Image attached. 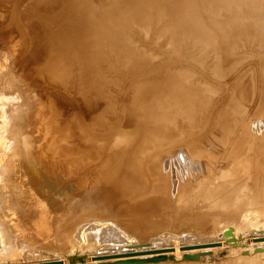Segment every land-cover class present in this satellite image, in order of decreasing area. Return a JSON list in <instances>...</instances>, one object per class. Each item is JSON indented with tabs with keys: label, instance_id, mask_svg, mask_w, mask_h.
<instances>
[{
	"label": "rangeland",
	"instance_id": "obj_1",
	"mask_svg": "<svg viewBox=\"0 0 264 264\" xmlns=\"http://www.w3.org/2000/svg\"><path fill=\"white\" fill-rule=\"evenodd\" d=\"M30 1L0 0V197L3 196L0 198V201L3 200L0 202L1 203L0 223L1 222L3 223L0 224L1 226L0 236L2 235L1 237L3 238L2 239L0 237V257L1 258L6 257L7 256L6 251L10 250V248H11L10 251H13V253L11 254L16 256L14 259L11 258V260L10 258H4V260L0 261L3 262L1 264H32V263L38 264L42 262L45 263V262H53V261H61L58 264H97L96 261L93 260V255L95 256L96 254H100L102 251H103L102 253H106L107 248L105 247L109 248L111 246H117V245L122 246L124 245V243L117 244V242L116 243L113 242L114 244H112V242H109L110 238L108 239L105 238V240L107 239L106 241L108 242L103 241L104 243L102 244L100 243V241L98 242L100 231L98 232L97 230L90 229L87 232H89L93 244L92 246L89 245L86 246L85 243H79L77 241L78 236L76 238L75 234H77L80 227L84 225L88 224L87 226H89L91 223H92L91 225H93V224L101 223L103 221H106V224L108 223V226H113V228L117 229V231L119 232H120V230H118L119 227H126L127 229H124L125 232H123L122 234L123 237L125 235L127 236L129 235L130 239L132 238L133 239L136 238V240L139 239L138 241L141 242L140 244L149 243L150 246H148V248H150L152 245L153 246L155 245L157 247L159 245H162V243L165 244V247H173V249H171L172 250L171 252L167 251L168 253H165V254H171L173 256L172 260L166 259L159 262H149V263H141V264H185V263L225 264L226 262H230L231 260L239 259V258L243 260L245 259H249L250 261L252 260L253 264L254 263L264 264V251L254 252L253 250L255 248L254 245L264 246V240H259L257 242H253L252 240L253 237L257 235L259 236L261 235L260 236L261 238L264 237V215H263L264 208L260 207L261 209L260 208L244 209L243 212L245 213L244 216L251 215L252 217L259 219L258 221L260 223L258 225L255 224L251 225L250 222H247L246 223L247 227L245 226L242 229L237 230V234L231 233L230 235L226 236V238L216 239L219 242V244L216 246L205 247L206 249L197 248V249H186L185 251H182L180 249V246L182 244L193 245L191 243L205 242V240L208 238L210 240H206V241H212L211 238L213 239L217 238V236L220 234L218 230L220 231L222 229L224 230L226 227H230L233 230L235 226L237 228V225L236 223L233 222H226V221H220L218 223L216 222L217 231L212 233L203 232L202 234L193 227H191L192 230L190 229V227H188L189 229L188 228L176 229L175 227L172 226L173 223H175V221L172 223V225L170 224H168L167 226L163 225V223L160 221L161 217L158 216V211L160 209L158 206H152L150 208H140V207L133 208L130 206V208H128V205H130V203L133 200L125 196L123 197L122 195L119 196L117 195V198L114 197V201H113L110 192H108V187H106L105 189L101 185L95 183L84 184L82 182H78L76 188L74 189V194L67 193V195L58 197L56 195L57 192L54 193L55 191L50 189L49 185L46 183V180H42L41 182L38 181V183L33 181L34 173L32 172V169L36 168L38 161L43 160L44 157L45 159L55 161L56 159L63 157V154L67 152L66 147L59 140V138L61 137V136L59 137V135L55 136V137H59L58 138L59 142L58 141L56 142L61 144L59 145L56 143L57 145H55L54 142L52 141L55 147L49 146L48 141L50 140L48 138H50L49 136L52 137L54 135L51 131L52 123L51 120L49 119L50 113L51 115L54 114L53 116L61 124L63 123L64 125L77 120L82 122L83 126L90 125V123L82 119L81 116H74V117L71 116V118L70 117L68 118L66 115L63 114L62 116L61 113L57 111L56 105L47 97L48 89L45 88V86H47V82L50 87L52 85L50 84L51 79L52 80L54 79V81H56L54 83L56 84L57 82L59 83V85L57 84L58 89L59 88L68 89L67 86H69V82L74 79L79 80L81 83L85 85V83L89 84L90 80L92 81L95 80V82H98L102 78L101 81L104 80L103 82H107L108 84L111 83L110 85L111 87L112 86L114 87L115 85L113 89H109L110 91L108 94L105 91H102L98 94L99 96L98 95L96 96V100L93 108V110H95L96 113L92 111L93 115L95 114L97 118L104 121L106 119L108 120L110 119L109 121L106 120V122L111 123L115 119V117L120 116L118 113H115V111H111L110 114V109L112 108L110 105L111 103H114L112 101V98L116 96L117 103H119L120 101H118V98L124 94H128L129 91H126L125 93V84L127 83V81L130 80L133 82L141 81L150 76V78L156 81L165 80V82L161 85L164 91L166 92L175 91L176 88H173L174 86L170 84L169 81L166 79L171 78V76L173 75L181 76L186 73L181 71L163 72L162 70L163 68H169L171 71L178 69L180 70L181 68L188 65V60L185 57L178 56L176 54V52L174 51L175 48L174 45L176 46V44H178L180 40H184L186 35L189 33H204V35L205 33L207 34L208 33L207 24H212L214 22L213 20H215L214 18H218V14L215 11V9L213 10L212 6L208 5L207 3L206 4L203 3L202 0H185V1L163 0L164 2L162 0H155L157 6L154 5L155 2L152 0H149V2L147 0H146L147 2H145L144 0L142 1L140 0H48V1L35 0L33 2ZM160 1H161V5L159 4ZM143 2L144 5L146 3L147 5V6L145 5L146 7L150 8L152 4V6H154L155 8L154 10L152 6L150 8L153 13V16L151 17L150 20L151 23L150 22L145 23L143 20L140 19L138 20L136 18L137 15L131 8V6L136 3L139 5H143ZM176 2H178V4ZM155 6L158 7V9ZM176 7H178V11L179 10L181 11L183 9L186 11L184 10H183L184 12L179 11L180 14L179 15L178 11L176 13V9H177ZM239 8L240 7L238 6H235V9L233 8V6L229 8V13L233 16V20L235 21V19L236 20L238 19L240 23L242 22L243 24L246 23L245 28L255 30L256 27L254 28V22L252 20L256 16L253 15L254 17L252 19L251 18L252 12L250 10L247 12L248 9L245 8L246 9L245 12L244 8L242 9ZM39 11L41 13L40 15L41 18H38L40 14ZM22 12L26 14L28 13V15L22 16L23 14ZM157 13L158 16H156ZM243 13L244 15H242ZM21 16L25 17V20L22 19L23 20L22 21ZM33 17L37 18V20L34 19ZM245 19L247 20V22ZM40 20L42 24L40 23ZM229 20L231 21L232 19ZM72 24L74 25L73 28H72ZM70 27L72 29H70ZM63 29L65 30L63 31ZM174 29L176 32L174 31ZM30 30L33 32L29 33ZM65 31L67 33H65ZM69 31L71 32V34ZM63 32L64 34H62ZM253 32H254L253 36L256 39V41L260 36L259 41L262 40L264 43V36L258 33L257 30ZM145 33L148 35L144 36ZM43 36H45L46 39ZM63 37H65L64 44L67 45L66 52H64L63 55L57 54L56 58L51 57V59L53 58V60L51 61L50 58H47L45 56V48L46 46L48 48V45L50 48L51 44L53 46V41L51 43L50 39H53L54 42L56 43L55 39L58 38L57 43H59V45H62L60 44V42L63 43L62 40ZM210 37L211 36L207 35L206 37H204L203 41H197L196 45H200V46L207 45V47L209 48L213 47V49H217V51L208 49V52L211 55V57L217 60L219 64H221L224 67L226 65L228 72L234 71L233 69H235V67H231V66L233 64H237V66L239 67L238 70H236L239 74L238 79L244 78L245 80H248L249 78H251L255 81L262 80L263 71L261 69L260 54L259 55L258 53L255 54L256 51L252 49V46L251 47L242 46L241 48L238 49L239 51L237 50V56H240L239 57L240 60L234 59L228 62V60H220L222 54L218 50H220L221 47L223 48V46L225 45L228 46L230 42L223 41L222 44L221 42H216L221 44V45H217L215 43H212L213 41L210 39ZM150 38H152V40ZM43 39H45L46 42ZM47 39L49 40L50 43L48 42ZM147 41L148 43H146ZM163 41H165V43H163ZM157 44L160 46L162 45L163 47L161 46V48H159ZM134 52L137 54V56L132 55ZM249 53L250 55L248 56L247 54ZM19 57L20 58L22 57V59H20ZM45 59L47 61V66L50 68L51 71L50 70H48V72L46 71L47 74L46 73L40 75L38 74L39 77L36 73H34L37 75V77L35 78L36 75L33 74L31 66H33L34 63L35 64H37L36 62L40 63ZM46 61H44L45 64ZM226 61L228 65L226 64ZM29 62L31 63V65L29 66L31 70L28 67V65L30 64ZM51 63L53 64L51 65ZM120 63H125L131 66L137 63H142L144 67L140 68L142 65L140 67L133 66L134 68L132 70H128L127 73L126 72L123 73L121 68L119 67ZM58 64H60V66ZM113 65H117V68L112 69L111 67ZM149 65L154 70L150 73L147 72L146 74L144 70L147 69ZM257 67L259 70L257 69ZM85 68L94 70L93 73H95L96 71V74L94 75L92 73V76H89L88 72L85 71ZM56 69H58L59 71ZM54 70L59 73H56ZM255 70L258 73L255 72ZM64 71L65 74L67 73L66 75L63 73ZM30 73L34 75L35 79L32 77ZM49 73H51V75ZM55 73L57 75L59 74V76H57ZM60 73H63V75ZM98 73L100 74L98 75ZM29 74L34 80L29 77ZM55 75L57 77H55ZM103 75H105L106 78L103 79ZM216 76L217 74H211V75H206L204 77H199V76L196 77V73H192L191 77L193 80V87L201 88V90L198 91L199 92L198 94H202L205 96L214 94L215 90L218 89V85L216 82H212L211 78H215ZM65 77L67 79H65L66 81H63ZM57 78L61 80L59 81ZM105 79L107 80L105 81ZM64 82H66L65 84H67V86L61 84ZM85 87L86 85L84 86V88ZM84 90L85 89H83L82 86L79 91L80 95L77 93V95L75 96L77 98L81 97V94L83 93ZM227 97L229 98V95H227L226 98ZM48 101L51 102L49 103ZM84 101L85 102H83V104L87 105L86 102L87 100L84 99ZM106 101H108V104H105ZM71 102L73 101H71L70 99L69 103L72 106L73 104ZM42 103L44 106L42 105ZM194 103H195V99L194 97H192L190 99V105ZM252 104L253 103L249 104L247 102H242L240 106L235 108L233 113L235 115L237 113L243 112L245 115H247L245 117L247 118L246 121L248 120L249 131L251 130L250 131L252 132L251 134L255 133L254 135L256 137L261 138L262 133L264 134V106L259 107L260 109L258 110L257 109L258 106ZM53 107H55L56 109ZM105 108L108 109L107 111L108 115H106L107 116L106 118L104 117L102 112V109L104 110ZM252 108L254 109L253 112L250 111L252 110ZM53 109H55L57 113H55ZM247 111H249V115L247 114ZM256 111L257 113H255ZM250 113H253V115L251 114L250 116ZM44 118L50 122L47 123V121L44 120ZM193 119H198V116L193 117ZM40 120H42L43 123ZM45 123L48 125H46ZM45 125L48 128L50 126L49 130ZM38 129L40 131H38ZM45 129L48 131H46ZM50 131L52 135L49 134ZM38 132H39V136L36 135ZM41 132H44L42 133L44 134V136L42 135L43 136L42 138L40 136ZM203 132L205 131L197 130L195 132V135L196 136L200 134L202 135ZM222 135H223L222 132L217 128L215 130L208 131L198 143V151L209 153L210 155L214 156L216 162L215 160L211 162L207 156L205 157L202 155H193L188 153L184 144L183 145L178 144L179 146H175L174 148H172V146L170 145L163 148L165 149L164 152L172 148L169 152L164 153L162 155L163 157L161 156L166 164V169L163 170L162 168L161 176L163 178L169 176L171 179L170 182L172 183L170 184L169 179L166 181L168 184L165 182L167 184L166 187L168 186L169 187L167 188V190H165L164 193V195H167L168 197L169 200L168 203L171 205L172 211H178L180 209L175 206L176 204L175 197H177V195L175 194L179 193L182 185L188 183L195 185L196 187L198 184L199 185H202V183L204 184L203 181L206 178L213 179L214 176H216L217 174H221L222 172H224L226 167V160L225 158L223 159V157L221 156L220 154L221 148L219 146V140L222 137ZM55 137L53 136L52 138ZM262 138H264V136H262ZM41 139H44V141H46L47 139L48 145L47 142L45 145H41L42 144L40 143ZM52 142L50 141V143ZM46 145L49 146L47 149L51 147L50 148L51 150H47L45 148ZM56 149L58 150L56 151ZM53 151L54 154L56 153V155L53 154ZM162 158H160V160H162ZM19 162H21L20 165H18ZM12 164L13 166L9 168L8 165L10 166ZM167 164L169 166H167ZM19 166L23 168L21 169ZM16 168L18 173L17 177H19V180L17 181L15 179L13 180V177L11 176L12 172H14L13 170L16 171ZM244 172L246 171L244 170ZM244 172L243 174H246ZM8 175L10 178L8 177ZM67 175H69L67 172L61 171L62 177L63 176L67 177ZM27 179L29 181H32L34 184L32 191H31V187L27 186ZM76 180H79V177H76ZM37 184H39V186ZM44 184L45 185L47 184L46 187H48V189L44 187L45 186ZM171 189H174V191H172ZM47 190L52 192L51 193L46 192ZM15 192L19 193V195ZM10 195L11 197H9ZM51 195H53L54 197ZM14 198L16 199V202ZM58 202L59 204L65 206L62 208L63 212L65 211L72 212L74 210L72 207L84 206L88 209H92L96 211H99L100 209L102 215L97 216L98 214L96 215L92 214L94 217L86 219L84 218L85 217L84 214H86L85 211L81 213L80 216H78V219L75 218L72 220V218L67 217L65 226L63 223H60L61 227L57 225V227H59L56 230L57 235L56 234L54 235V238L55 236H57L56 239L54 238L50 239L47 237L44 238V240L39 239L33 235L34 229L33 230L30 228H27V230L22 229L21 227L22 223H28L29 221L36 220L37 218L36 213L43 210L44 208L47 210L50 208L49 209L50 213H52L54 209H60L62 206H60ZM14 203H16L17 205H15ZM251 205H254V203L247 204L246 206L251 207ZM12 209L15 210L13 211ZM103 211L104 214L102 213ZM32 214H34V217L32 216ZM38 219L39 222L37 221V224L39 223L40 225L43 226V224L40 222L39 217ZM68 222H70L71 225ZM223 222L224 224L226 223V225H224ZM5 224L7 226H5ZM12 224L13 225L16 224V225L13 226ZM38 225L36 227H38ZM10 226L12 233L9 230ZM68 226L71 228L70 237H67L64 231V229ZM17 229L20 231H18ZM38 229H40V227H38ZM108 231L110 232L111 229L107 230L106 234L105 233L103 234L108 235L107 234ZM113 231L114 230H112L110 232L111 234L110 233L109 234L112 235L116 230L114 232ZM242 231L243 232L246 231L244 235L242 234L243 233ZM215 234H217L216 237H213L215 236ZM241 234L243 236H241ZM198 237L200 238L205 237L204 238L205 240L202 238L201 241V239ZM58 238H60V241ZM156 238H161V240L160 241L156 240ZM181 238L184 240V242ZM196 238H198L199 240L197 239L198 240L197 241ZM53 240H55L56 243L53 242ZM176 240H178V244ZM52 242L54 243V245H52ZM175 242L178 246L176 244H173ZM174 246L177 247L176 248L177 250L174 249ZM95 248L96 249L100 248V249L96 250ZM14 249L16 252L14 251ZM204 250H206L207 253L201 254L198 259L188 260L182 258V254L184 252L193 253V252H202ZM245 250H248L249 254H244L243 252ZM67 251H69L70 253ZM89 251H91L92 253ZM6 259L9 260L6 261ZM30 259H32V261H29ZM104 264H109V263H104ZM125 264H136V263H125Z\"/></svg>",
	"mask_w": 264,
	"mask_h": 264
},
{
	"label": "bare ground",
	"instance_id": "obj_2",
	"mask_svg": "<svg viewBox=\"0 0 264 264\" xmlns=\"http://www.w3.org/2000/svg\"><path fill=\"white\" fill-rule=\"evenodd\" d=\"M33 1H35V0H31L30 2H33ZM140 1H142V0H140ZM144 1L149 2V0H147V1L144 0ZM152 1H154L155 2L154 5H156V1L155 0H152ZM202 2L205 4L207 3L208 5L212 6L213 10L215 9V11L217 12L218 18H214L215 20H213L214 22L212 24H207L208 25V27H207L208 33L207 34L205 33V35H204V33H189L186 35L184 40H180L178 42V44H176V46L174 45V47H175L174 51L176 52V54L178 56H183L188 60V65L181 68L180 70L178 69V70L171 71L169 68H163V70H162L163 72L181 71V72L186 73V74H183L181 76L180 75H173V76H171V78L166 79L169 81L170 84H172L174 86L173 88H176L175 91H171V92L164 91L162 89L161 85L165 82V80L156 81V80L150 78V76L141 80V81H136V82H133L131 80L127 81V83L125 84V93H126V91H129L128 94H124L121 97H119L118 98V101H120L119 103H117L116 96H114V98H112V101L114 103H111V105H110L112 107L110 109V114H111V111H115V113H118L120 116L115 117V119L112 122L110 121L111 123H109V122H106V120H108V119H106L104 121V120L97 118L95 114L93 115L92 111L95 112V110H93V108H94L96 96L102 91H105L108 94L110 91L109 89H113L115 87V85H114V87L113 86L111 87L110 86L111 83L108 84L107 82H103L104 80L101 81L102 80L101 77H99V78H101V80H99L98 82H95V80L94 81L90 80L89 84L85 83V85H86L85 88H84L85 85L77 79L70 81L69 86H67V84H65L66 82L61 83L63 85H66L68 88V89L62 88L63 90L60 88L59 89L57 88V84L59 85V83L58 82H57V84L54 83V82H56V81H54V79L53 80L51 79V83L49 82L50 84H52L50 87H49L48 82H47V86H45V88L48 89L47 97L56 105L57 111H59V113H61V115L62 114L66 115L68 118L69 117L71 118V116H73V117L74 116H81L82 119H84L85 121H88V123H90V125L89 126H83L82 122H80L78 120L64 125L63 123L61 124L53 116L54 114L51 115V113H50L49 119L51 120L52 124L51 123H49V124H51V126H52L51 131L54 134L53 136L55 137V136L59 135V137L60 136L61 137L60 138L59 137L52 138L53 136L52 137L49 136L50 138H48V139L51 142L53 141L55 145H57V144L60 145L61 143H63L67 149L66 150L67 152L65 154H63V157L56 159L55 161L45 159V157H44L43 160L38 161L36 168L32 169V172L34 173V180L33 181L38 183V181L41 182L42 180H46V183L49 185L50 189L54 190L55 191L54 193L57 192L56 195L58 197L67 195V193L74 194V189L76 188V185L78 182H82L84 184L95 183V184L101 185L105 189H106V187H108V192H110V194L113 198V201H114V197L117 198V195L118 196L122 195L123 197L125 196L129 199H132L133 201L130 203V205H128V208H130V206L133 208H137V207L150 208L152 206H158L160 208L158 211V216L161 217L160 221L165 226H167L168 224L172 225V223L175 221V223H173L172 226L175 227L176 229L177 228L178 229H186L188 227H190V229H191V227H193L194 229H197V231L201 232V234H202L203 232L212 233V232L217 231L216 230L217 229L216 222L218 223L220 221H226V222L236 223V225H237V228L235 226V228L233 230L230 227H226L224 230L222 229L221 231L218 230L220 232V234L218 232L219 237L217 236V238H214V239L211 238L212 241H206V240H210V239L207 237L208 239L205 240L204 239L205 237L204 238L202 237L205 240V242L191 243L193 245H190V244L189 245H183L182 244L180 246V248L182 246L186 247V246H196V245H202V244L206 245V244L216 243V242H218V240H216V239L226 238V236L230 235L231 233L237 234V230L245 227L247 222H250L251 225H254V224L258 225L260 223L258 221L259 219L252 217L251 215L250 216H244L245 215V213H243L244 209L245 208H260V207L264 208V138H262V136H264V134L261 132L262 133L261 138L256 137L254 135L255 133L251 134L252 133V132H250L251 130L249 131V129H248L249 128L248 120L246 121L247 118L245 117L247 115H245L243 112L237 113L235 115L233 113L235 108L240 106V104L242 102H247L249 104L253 103L256 106H258V108H257L258 110L260 109L259 107L264 106V60H263L264 43L262 40L259 41L260 36H259L257 41L253 36L254 35L253 31H255V30H257L258 33H260L261 35L264 36V34H263L264 33V0H202ZM176 3L178 4V2H176ZM179 3H181V2H179ZM183 3H185V2H183ZM150 4H148V5H150ZM159 4L161 5V1ZM145 5H146V3H145ZM145 5H144V2H143V5H139L136 3V4L132 5L131 8L133 9L135 14L137 15L136 18L138 20L140 19V20H143L145 23H149L151 20V17L153 16V13L150 9L152 4H151L150 8L146 7L147 5L146 6ZM229 6L230 7L233 6L234 9H235V6L240 7L239 9L244 8L245 12H246L245 8L248 9L247 12L250 10L252 12V15H251L252 17L251 16L250 17L253 19V17L256 16L252 20L254 22V28L256 27L255 30L245 28L246 23L245 24H243V22L240 23V21L238 19L237 20L235 19V21H234L233 16L229 13V8H230ZM152 7L154 10L155 9L154 6H152ZM156 8L158 9V7H156ZM173 8H175V7H173ZM176 8H177L176 13H177L178 7H176ZM181 8H182V6H181ZM183 10H181V11L179 10V11L182 12ZM179 11H178V14H179ZM184 11H186V10H184ZM241 11H243V10H241ZM238 12H239V10H238ZM39 13H40V11H39ZM48 13H51V12H48ZM158 13L156 14V16H158ZM162 13H163V11H162ZM25 15H28V13L22 14V16H25ZM40 15H41V13L39 14V17L38 16H36V17L41 18ZM242 15H244V13ZM34 16H35V14H34ZM173 16H174V14H173ZM22 19L25 20V17H22L21 20ZM34 19L37 20V18H34ZM229 19H232L233 21L232 20L230 21ZM240 19H242V18H240ZM169 20H167V21H169ZM31 22H32V20H31ZM246 22H247V20H246ZM40 23L42 24L41 20H40ZM39 24H37V25H39ZM174 24H176V23H174ZM250 24H251V22H250ZM149 25H148V27H149ZM28 26H29V24H28ZM73 26L74 25L72 24V28H73ZM37 27H36V29H37ZM27 28H29V27H27ZM72 28L70 27V29H72ZM39 29H40V27H39ZM64 30L65 29H63V31ZM174 31H175V29H174ZM30 32H33V31L30 30L29 33ZM65 33H67V32L65 31ZM41 34H42V32H41ZM62 34H64V32ZM70 34H71V32H70ZM150 34H151V32H150ZM146 35H148V34L145 33L144 36H146ZM207 35L211 36L210 39L213 41L212 43H215L217 45H221L223 41L230 42L228 46L225 45V46H223V48L221 47L220 50H218L222 54V57H220V60H228V62H230L231 60H234V59L240 60V58H239L240 56H237V50L239 48H241L242 46H244V47H247V46L251 47L252 46V49L254 51H256L255 54L256 53H258V55L260 54L261 69L263 71L262 80L261 81H255L251 78H249L248 80H245L244 78L238 79L239 74L236 70H238L239 67L237 66V64H233L231 66V67H235V69H233L234 71L228 72L226 65L224 67L221 64H219L217 62V60L214 59L213 57H211V55L208 52V49L214 50V51H217V49H213V47L209 48V47H207V45H204V46L196 45L197 41H203L204 37H206ZM56 36H57V34H56ZM43 37L46 39L45 36H43ZM65 37L62 38L63 43H61L59 41L60 44H62V45H59V43H57L58 38L55 39L56 43L54 42L53 39H50L51 43L53 41V46H52V44H51L52 48L51 47L49 48V45H48V48L46 46L45 56L47 58H50V59H51V57L56 58L57 54L63 55V53L66 52L67 45L64 44L65 43L64 42ZM69 37H70V35H69ZM49 38H50V36H49ZM45 39H43V40H45ZM150 39L152 40V38H150ZM167 39H169V38H167ZM66 40H68V39H66ZM45 42H46V40H45ZM48 42H49V40H48ZM216 42H221V44L216 43ZM69 43H71V42H69ZM146 43H148V41ZM163 43H165V41H163ZM45 45H46V43H45ZM161 46L158 45L159 48H161ZM250 50H251V48H250ZM22 54H23V52H22ZM72 55H73V53H72ZM132 55L137 56V54L135 52ZM247 55L249 56L250 53ZM20 59H22V57ZM23 59H24V57H23ZM52 60H53V58L51 59V61ZM44 61H46V59ZM44 61H42L40 63L36 62L37 64L34 63L33 66H31L33 74L34 73H36L37 75L38 74L39 75L45 74L46 71L48 72V70H50V68L47 66V61H46V64ZM88 61H90V60H88ZM52 64L53 63H51V65ZM83 64H84V62H83ZM226 64H227V61H226ZM30 65H31V63L28 65V67ZM48 65H50V64H48ZM58 65L60 66V64H58ZM117 65H113L111 68L115 69V68H117ZM144 65H146V64H144ZM64 66H65V64H64ZM133 66H138V67L141 66L140 68L144 67L142 63H137V64H134ZM133 66L125 64V63L119 64V67L121 68L123 73H125V72L127 73L128 70H132L134 68ZM241 66H242V64H241ZM54 67H56V66H54ZM26 68H25V70H26ZM29 69H30V67H29ZM58 69H60V68H58ZM58 69H56V70H58ZM147 69H148V71H147ZM147 69L144 70V72L146 74H147V72L150 73L154 70L150 65L148 66ZM257 69H258V67H257ZM85 71L88 72L89 76H92V73L94 70H90L89 68H85ZM24 72H27V71H24ZM255 72H257V71L255 70ZM28 73H29V71H28ZM51 73H49V74L51 75ZM56 73H59V72H56ZM63 73L65 74V71ZM63 73H60V74L63 75ZM100 73H98V75ZM109 73H111V72H109ZM119 73H120V71H119ZM192 73H196V77L197 76L204 77L206 75L217 74V76L215 78H211V81L217 83L218 89L215 90L214 94H210V95H206V96L202 95V94H198L199 93L198 91L201 90V88L200 87H193V80L191 77ZM30 74H29L30 78H32V77L34 78V75H36V74H34V75L31 74L32 75V77H31ZM93 74L95 75L96 71ZM37 75L35 76V78L37 77ZM39 75H38V77H39ZM56 75H55V77L59 76V74L57 76ZM104 76L105 75H103V79L106 78V76L105 77ZM84 78H83V80H84ZM65 79H67V78L65 77L63 79V81H66ZM106 80L107 79H105V81ZM43 84H45V83H43ZM82 86H83V89H85V90L81 94V97L77 98L75 95H77V93L79 94V91H80ZM60 87H61V85H60ZM227 95H229V98L228 97L226 98ZM192 97H194L195 103L190 105V99ZM70 99H71V101H73V102H71L73 104L72 106L69 103ZM84 99L87 100L86 101L87 105L83 104V102H85ZM100 100H101V98H100ZM51 101H48V102L50 103ZM105 104H108V101H106ZM42 105H43V103H42ZM50 106H52V105H50ZM249 107H252V106H249ZM53 108H55V107H53ZM108 108H110V107H108ZM55 109H53V110L55 111ZM57 111H55V113H57ZM107 111H108L107 108H105L104 110L102 109V112H103V115L105 118L107 117L106 115H108ZM250 111L253 112L254 109L252 108V110H250ZM91 113H92V115H91ZM255 113H257V111ZM247 114L249 115V111H247ZM251 114L253 115V113H250V116H251ZM100 115H102V114H100ZM256 115H258V114H256ZM195 116H198V119H193V117H195ZM58 118H59V116H58ZM42 120H40V121L42 122ZM44 120H46V119L44 118ZM48 122H50V121H47V123ZM46 125H48V124H46ZM49 128H50V126H49ZM49 128H48V130H49ZM217 128L223 134L219 140V146L221 148L220 154L223 157V159L225 158V160H226V167H225L224 172H222L221 174H217L216 176H214L213 179L212 178H206L203 181L204 184L203 183H202V185L198 184L196 187H195V185L188 184V183L185 185H182L179 193L177 192L178 194H175V195H177V197H175V203H176L175 206L180 208V209L178 211H172L171 205L168 203L169 202L168 197H167V195H164L165 190H167V188L169 187V186L166 187L168 184L166 181L169 179V182H170L171 179L169 176H166V178H163L161 176L162 168H163V170L166 169V164L162 158L163 157L162 155L166 152H169L175 146H179L178 144H181V145L184 144L188 153L193 154V155H202L205 157L207 156L211 162H213L214 160L216 162V159L214 156L210 155L209 153H204V152L198 151V143L208 131L215 130ZM41 130H42V128H41ZM43 130H44V127H43ZM48 130H46V131H48ZM197 130H202L205 132H203L202 135L200 134V135L196 136L195 132ZM38 131H40V130L38 129ZM51 131L49 133L50 135H52ZM42 133H44V132L40 133L41 138L44 136V134H42ZM36 135L39 136V132ZM45 137H46V135H45ZM58 138H59L61 143H58L59 142ZM41 141H40V143H42L41 145H45L48 140L46 139V141H44V139H41ZM50 141H48L49 146L55 147V145H53V142L50 143ZM56 141H58V142H56ZM48 142H47V145H48ZM41 145H40V147H41ZM47 145L45 147L46 149L49 147ZM168 145L172 146V148L168 149V151L164 152L165 149H163V148H165ZM50 148L47 150H51ZM57 150L58 149H56V151ZM53 154H54V151H53ZM54 155H56V153ZM43 156H45V155H43ZM160 158H162V160H160ZM20 163L21 162H19L18 165H20ZM161 163H162V165H161ZM12 166H13V164L10 166L8 165L9 168H11ZM21 166H22V164H21ZM21 166H19V167L22 169L23 167H21ZM167 166H169V165L167 164ZM17 168H16V171L13 170L14 172H12V174H11V176L13 177V180L15 179L16 181L19 180V177H17L18 176ZM244 170L246 172H244ZM61 171L67 172L69 175H67V177L66 176L62 177ZM243 172L246 174H243ZM16 173H17V175H16ZM169 175H171V174H169ZM8 177H9V175H8ZM76 177H79V180H76ZM170 184H172V183L170 182ZM37 185L39 186V184H37ZM46 185L44 187H46ZM27 186L31 187V191H32L34 184L32 181H29L27 179ZM162 187H164V188H162ZM46 188L48 189V187H46ZM174 189H176V188H174ZM174 189H171V190L174 191ZM46 192L51 193L52 191L50 192L49 190H47ZM15 193H17V192H15ZM17 194L19 195V193H17ZM53 195H51V196H53ZM1 197H3V196H1ZM9 197H11V195ZM43 197H44V195H43ZM19 199H20V197H19ZM1 201H3V200H1ZM15 202H16V199H15ZM252 203H254V205H251V207L246 206L247 204H252ZM14 204L17 205L16 203H14ZM58 204H59V202H58ZM59 205L62 207L60 209H54L52 211V213H50V211H49L50 208L48 210L45 208L44 209L42 208L43 210H41V211L38 210L39 212L36 213V216H37L36 220L29 221L31 223H29V222L28 223H22V224L20 223L22 225L21 226L22 229L23 230H27V228H30L32 230L34 229L33 235L39 239L44 240V238H46V237L53 239L54 235L57 233L56 232L57 228L61 227L60 223H63L65 226V223L67 221V217L72 218V220L75 218L78 219V216H80L81 213H83L85 211H86V214H84V216H85L84 218H86V219L94 217L92 214H95V215L98 214L97 216L102 215L100 209H99V211H96V210L88 209L84 206H77V207L71 206L74 209L72 212H67V211L63 212L62 208L65 206H63L61 204H59ZM2 209H4V208H2ZM78 209H79V211H78ZM237 209H239V210H237ZM51 210H52V208H51ZM81 210H83V211H81ZM251 211H252V209H251ZM246 212H247V210H246ZM259 212H260V210H259ZM102 213L104 214V211ZM32 216L34 217V214H32ZM97 216H95V217H97ZM38 217L40 218V222L43 224V226L40 225L39 223H38L39 225L37 224V221L39 222ZM64 217H66V218H64ZM68 223L71 225L70 222H68ZM88 223H90V222H88ZM96 223H98V222H96ZM0 224H3V223L1 222ZM29 224H30V226H29ZM91 224L89 226H87L88 225L87 224V225L80 227L77 234H75L76 238L78 236L77 241L79 243H85L86 246L87 245L92 246L93 242L91 241L89 232H87L90 229L97 230L98 232L100 231L98 242L100 241V243H102V244L108 238H110L109 242H112V244H114L113 242H115V243L117 242V244L118 243H124V245H122V246L117 245V246H111L109 248L105 247V248H107L106 253H102L103 251L102 252L100 251L101 253L96 254L95 256L93 255L94 257H101L102 255H111L112 260H118V259L132 258L129 256L126 257V255L130 254V256H132V255H134L133 253H136V252H142V251L147 252L149 250L173 249V247H165L164 243H162V245H159L157 247L155 245L154 246L152 245L150 248H148V246H146V247L140 246L141 242L138 241L139 239L138 240H136V238L130 239L129 235H128L129 238L127 235H125L124 237L122 236L123 232H125L124 229H127L126 227H119V229H118V230H120V232H119V231H117V229L113 228V226H108V223L106 224V221H103V222L98 223V224H93V225H91ZM223 224H224V222H223ZM15 225H13V226H15ZM37 225H38V227H40V229H38V227H36ZM57 225H59V227H57ZM224 225H226V223ZM224 225H222V226H224ZM5 226H7V225L5 224ZM69 226L66 228L64 227L65 228L64 229L65 235L67 237L71 236V231H70L71 226L70 227ZM110 229H111V231L112 230H114V231L116 230V231L115 232L113 231L114 233L112 235H110L111 231L110 232L108 231V233H107L108 235H105L107 230H110ZM9 230L11 231V226H10ZM18 231H20V230H18ZM245 232H243L242 234L244 235ZM253 232H256V231H253ZM11 233H12V231H11ZM103 233H105V234H103ZM5 234H6V232H5ZM242 234H241V236H243ZM95 235H97V234H95ZM102 235H104V236H102ZM109 235L112 237H110ZM216 235L217 234H215V236H213V237H216ZM260 236L257 235L253 238H261ZM21 237H23V236H21ZM56 237L57 236H55L54 239H56ZM105 238H107V239L105 240ZM198 238H200V237H198ZM198 238H196V240ZM202 238H200L201 241H202ZM58 239L60 241V238H58ZM25 240H27V239H25ZM25 240H23V241H25ZM156 240L160 241L161 238H156ZM93 241H94V239H93ZM2 242H4V241H2ZM53 242L56 243L55 240H53ZM53 242H52V245H54ZM106 242H108V241H106ZM176 242L178 244V240H176ZM176 242L173 244H176ZM183 242H184V240H183ZM191 242H193V241H191ZM79 243H77V244H79ZM99 244H97V245H99ZM23 246H24V244H23ZM52 247H51V249H52ZM176 248L177 247L174 246V249H176ZM97 249L99 250L100 248H97ZM10 250H11V248H10ZM10 250L6 251L7 256L4 258H10V260H11V258L14 259L16 256L11 254V253H13V251H10ZM71 250H69V251H71ZM14 251H15V249H14ZM69 251H67V252H69ZM15 252H14V254H15ZM89 252H91V251H89ZM131 252H133V253H131ZM98 253H99V251H98ZM165 253H168V252L166 251ZM94 254H95V252H94ZM154 255H156V254L155 253L146 254V256H154ZM29 256H28V258H29ZM139 256H140L139 254H135L133 257H139ZM141 256H145V255H141ZM4 258L0 257V261L4 260ZM20 258H22V257H20ZM7 260H9V259H6V261ZM34 260H36V259H34ZM188 260H190V259H188ZM29 261H32V259H30ZM161 261H163V260H161ZM14 262H16V261H14ZM157 262H159V261H157ZM1 263H3V262H0V264ZM143 263H149V262H143ZM122 264H125V263H122ZM136 264H141V263H136ZM185 264H192V263H185ZM225 264H253V262H252V260L250 261L249 259L243 260V259L239 258V259L231 260L230 262H226Z\"/></svg>",
	"mask_w": 264,
	"mask_h": 264
},
{
	"label": "water",
	"instance_id": "obj_3",
	"mask_svg": "<svg viewBox=\"0 0 264 264\" xmlns=\"http://www.w3.org/2000/svg\"><path fill=\"white\" fill-rule=\"evenodd\" d=\"M253 242H257L259 240H264V237L262 238H253L252 239ZM219 242L216 243H212V244H208V245H196V246H186V247H181L180 249L182 251H185L186 249H201V248H205V247H211V246H216L218 245ZM149 243H143L140 244V246L146 247L149 246ZM138 246V245H137ZM254 252H259V251H264V246H255L254 245ZM166 251H172L171 249H162V250H149L147 252L142 251V252H136L133 253L135 254H139V257H133L134 255L130 256V254H127V256L132 257V258H126V259H118V260H112V256L111 255H102L101 257H94L93 256V260L96 261L97 264H104V263H109V264H122V263H143V262H157V261H161V260H166V259H173V256L171 254H165ZM149 253H155L156 255L154 256H146V254ZM203 253H207L206 250L202 251V252H193V253H188V252H184L182 254V258L183 259H190V260H195L198 259L200 257L201 254ZM244 254H249L248 250H245L243 252ZM141 255H145V256H141ZM98 261V262H97ZM61 261H53V262H45V263H38V264H58Z\"/></svg>",
	"mask_w": 264,
	"mask_h": 264
}]
</instances>
